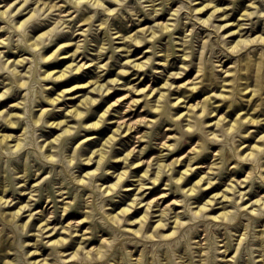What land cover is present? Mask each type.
Returning <instances> with one entry per match:
<instances>
[{
    "label": "rangeland",
    "instance_id": "1",
    "mask_svg": "<svg viewBox=\"0 0 264 264\" xmlns=\"http://www.w3.org/2000/svg\"><path fill=\"white\" fill-rule=\"evenodd\" d=\"M94 1L29 0L27 8L17 11L24 0H0V41L3 40L0 42V51H3L0 55V111L17 113L12 126H8L0 116V133L12 134V140L8 141L11 145L17 141L20 144L15 149L6 142H0V196L13 198V202L0 207V264H35L33 260L42 258H47L50 264H264V208L255 205L253 207L258 209L253 212V207L245 206L246 202L242 203L243 200L238 198L242 203L240 207L235 200L226 202V209L232 210L227 218L213 217L223 210L219 207L223 203L216 204L214 210L206 213H195L198 205L210 195L236 180L246 179L243 181L246 187H240L248 191L244 201L264 199V167L262 170L259 168V164L264 163V150L254 158H241V154L246 153L243 152L244 147L254 143V135L264 133V123L261 126H243L239 130L243 136L226 130L227 122L234 120L238 112L257 111L256 115L264 117V89L260 90L254 102H248L242 93H236L241 82L248 81L251 87L255 86L258 67L264 72V44L231 52L230 48L227 49L226 35L223 37L224 30L219 32L210 25L212 22L219 24L222 20H211L210 24L203 22L207 15L193 10L201 1H211L218 6H228L226 12H230L231 20L240 16V10H253L251 18L245 20L250 30L242 37H254L261 33L264 35V0ZM251 3L256 7L249 6ZM156 8L161 15L155 14ZM166 21L173 23L170 31L156 29L158 35L155 39L135 49L137 46L131 43L130 35L141 33L139 29L144 26L152 28L157 22ZM123 35L128 40H123ZM227 38L229 40L232 36ZM64 43L69 45L57 49ZM127 45L135 49L131 57L138 61L151 56L146 71L140 72V78L135 68H130L129 74L122 72L129 68L125 62L131 52L123 49ZM76 48L79 52L74 55L75 62H87L82 70L68 73L70 77L63 81L44 77L47 71L62 69L70 63L69 55ZM184 51L188 54L187 59H183ZM19 58H24V61L13 64L15 62L12 61ZM185 66L188 70L183 68ZM13 67L19 74L14 73ZM226 68H231L234 74L223 73ZM179 71H184L183 77H169ZM200 73V92L181 86L170 99L179 95L185 97L186 102L172 106L165 101L159 112L151 108L148 99L134 103L133 99L139 95L126 89L132 84L139 88L146 85L160 87L166 80L174 81L175 85L190 83ZM224 75L234 78L235 93L231 101H221L220 107L203 119L194 115L189 129L187 120L176 119L178 114L175 113L184 109L182 105L194 104L207 94L219 92V80ZM240 75L247 77L238 78ZM115 77L120 78V82L128 81V85L114 87L110 95L84 88L68 94L59 103L53 104L47 98L86 78L99 79L98 82L105 84L109 81L107 84L113 85L111 80ZM260 83L263 86L264 81ZM86 94L98 100L90 106L79 107L85 114L82 119L69 116V124L75 126L71 128L72 132L62 133V129L49 125L54 119L67 118L65 108L76 106L79 102L77 97ZM111 102L117 105L113 114L109 113L105 126L85 128ZM43 109L48 110L41 113ZM216 113L226 116V121L213 133L214 127L210 124L212 115ZM204 119L207 122H202ZM116 120L134 123L135 127L132 136L123 133L109 142L106 139L116 127ZM207 130L211 133L208 134ZM250 133L253 135L246 136ZM87 137L92 138L81 142ZM49 141H52L51 150L46 145ZM242 141L244 143L237 147ZM164 143H172V148ZM101 146L108 150L105 162L97 173L84 177L86 182H81L82 175L97 166L85 164L84 158ZM196 146L200 152L194 151ZM133 148L136 156H131L130 160L145 161L137 169L130 168L121 160ZM50 151L54 157L52 160L47 157ZM193 155H196L193 162L197 167V173L193 175L195 179L199 173L203 174L214 166V173H211L217 183L214 188L187 195L182 187L189 185L177 183L171 172H167L155 189L152 188L155 185L147 180L146 186L151 187L142 194H137L138 175L124 179L119 190H105L107 185L116 181L115 175L122 170L129 169L134 174L136 170L143 172L147 164L162 157L163 162L176 157L189 162V156ZM156 165L151 166L150 173ZM128 186L132 189L124 190ZM135 193L144 197L142 204L155 198L159 202L155 208L169 211L172 215L167 220L169 225L174 224V215L179 216L183 223L172 234L165 235L173 228H153L160 217L153 216L149 223L135 231L139 225L130 222L140 216L142 204L126 216L118 215L121 222L110 215L127 206ZM229 194L233 196V193ZM29 200L36 214L23 227L21 223L29 219L27 214L30 211L15 219L11 212ZM48 218L50 227L56 225L58 228L86 220L78 227L75 225L79 230L73 235L69 232L56 236L36 235L39 224ZM85 230L87 233L83 240L79 235ZM58 236L68 238L71 244L61 248L47 242ZM79 245L85 247L84 252L91 251L79 254L78 258H70L71 254L66 253ZM36 248L38 254L29 255Z\"/></svg>",
    "mask_w": 264,
    "mask_h": 264
},
{
    "label": "bare ground",
    "instance_id": "2",
    "mask_svg": "<svg viewBox=\"0 0 264 264\" xmlns=\"http://www.w3.org/2000/svg\"><path fill=\"white\" fill-rule=\"evenodd\" d=\"M29 0H24L23 4H21V6L17 7V11H23L26 7V3ZM97 1V3H99V0H95ZM94 1V2H95ZM18 3V2H17ZM16 3V4H17ZM249 6L251 7H256L254 6L252 3L249 4ZM229 7H223V6H218L217 4H214L211 1H201L199 5L194 6L193 10L199 12V13H204L207 16L203 19V22H208L210 24L211 20H222V22H220L219 24H214L213 22L210 25H214L215 28L217 29V31L220 32L221 29H223V37L226 35L225 41L229 43V47L231 52H236L239 49H241L242 47H251V46H255L260 44H264V35L261 34H257L254 37H251L250 35H246L244 37H242V35L246 34V32L248 30H250V27L246 26V24L248 22H246L245 20H249L251 18V16L254 14L253 10H244V11H239V17L235 16V18H233L232 20L230 19V12H226V9H228ZM154 11L156 12V15H161L160 12H158L157 8L154 9ZM202 19V18H201ZM238 20V21H236ZM202 21V20H201ZM173 23H169V22H157V24L151 28V26H144L142 28L139 29V31L141 33H134V35H130V41L133 45L137 46L135 49L140 48L141 46H143L145 44V42L149 41L151 42L153 39H155L157 37V33H156V29H161L163 32H168L170 31L171 25ZM254 29V28H252ZM263 33H264V29H263ZM222 36V35H221ZM227 36H232L231 39L228 40ZM239 36V37H237ZM119 38V37H118ZM122 38V37H121ZM124 38V39H123ZM123 40L127 39V36L123 35ZM128 40V39H127ZM126 41V40H125ZM1 43L3 42V40L0 41ZM148 42V43H149ZM147 44V43H146ZM69 44H61L58 46L57 49H62L65 46H68ZM126 45V44H125ZM1 46V45H0ZM123 47V46H122ZM124 50H126L127 52H131L130 54H128L127 56V60L125 62V64L128 65L129 68L123 70L122 72H124L125 74H129L130 73V68H135V70L137 71V73H139V78H140V72L141 71H146L145 68L148 65V63H150L151 60V56H148L146 59L143 60H136L134 58L131 57V54L133 52V50H135L134 48L130 47V45H127L126 47H123ZM184 49V48H183ZM182 49V50H183ZM148 51V50H147ZM77 52H79L78 48L75 49V51H73L72 53H70L69 55V59H71V62L68 63L64 68L59 69V70H50L47 71L45 73V78L47 79H51V80H58V81H63L65 78L70 77L68 75V73H73L75 70L77 72H79L80 70H82L86 65L87 62H75L76 56L74 57V55L77 54ZM3 51H0V55H2ZM54 53V52H53ZM52 53V54H53ZM104 52L102 51L101 54H103ZM147 53L144 55L146 56ZM51 56V55H50ZM49 56V57H50ZM66 55H64L63 57H65ZM183 59H187V52L184 51L183 54ZM22 61H24V58H19L18 60H13L12 62H15L13 64H18L21 63ZM12 64V63H11ZM102 65H99L98 67H101ZM185 70H188V68L185 66L183 67ZM243 68V67H242ZM12 69H14V73L19 74V72H17V70L15 69V67H13ZM241 70V69H240ZM232 69L231 68H226L225 70H223V73H226V75H233L234 73H231ZM184 71H179V72H174L173 76H169V77H173V78H180L183 77ZM101 75V74H100ZM172 75V73H171ZM226 75H224L222 77L221 80H219L221 82L220 84V90L219 92H212L210 94H207L206 96H204V98L202 100L197 101L194 104H190V105H182L184 109H180L179 111H177L175 114L177 115L176 119H180L182 120H187V125H188V129L191 126V118L195 116L203 119V117H207L209 116L211 113H213L215 110H217L220 105H221V101H231V96L235 93V83L233 81L234 78H229V77H225ZM201 76V73L198 74L197 76H195L194 79H192L190 81V83L184 82L182 84H174V81H169L166 80L160 87H153V85H146L142 88H139L138 86H136V84H132V85H128V81H121L120 82V78L115 77L111 80V83H113V85H108L107 83H109V81H107V83H100L98 82L99 79H92V78H86L84 79L82 82L77 83V84H73L67 88H63L61 89V91L59 90V92H57L56 95H49L47 98L49 99L50 102H52L53 104L55 103H59L62 100L66 99V96L68 94H74L77 93L79 91H81L84 88H90V92H95L97 91L99 94L101 95H110L112 91V89L114 87H118L119 85H128V87L126 89H128L131 92L136 93L138 96V98L133 99L134 103H138L140 102L143 98L148 99V104H150L151 108L154 109L155 112H159L160 108L163 107L164 102L168 101V103L172 106H180V104L182 102H186V98L184 97H180L179 95L176 96L174 99H170L171 95L178 92V90L181 88V86H186L187 90L195 92L198 91L200 92L202 90V87H200L199 83H201V80H198V78ZM236 77V76H235ZM247 76L244 75H240L238 78H246ZM261 81H264V72L260 69V67H258L257 72H256V83L255 86L251 87L250 82L246 81V82H241L240 83V88L236 93H242L243 96L246 97V99L248 100V102H254L256 97L260 94V90L264 89V84L263 86L261 85ZM21 85H23V82H20ZM189 85V86H188ZM119 86V87H120ZM119 89V88H117ZM166 89V90H163ZM88 92V91H87ZM86 93V92H85ZM2 96V95H1ZM79 102L77 103L76 106H73L72 108H65L67 109V113L66 116H68L65 119H59V120H52V121H48L50 126H54L56 128H60L63 130L62 133H69L72 132V127H75L71 124H69V119L70 117L73 118H80L82 119L84 117V112L80 110L79 107L81 106H90L92 104H95L96 101L98 100L97 98H94V96H89V95H84V96H78L77 97ZM116 102H111L109 103L108 106H106L107 108L100 113L97 116V119L93 122H91L89 125H85V128L87 129H94V128H99V127H103L105 126L107 120L109 119L110 114H113L112 111L115 109L116 106ZM48 109H43L41 111V113L46 112ZM195 112V114H194ZM257 111H252L250 112L249 110L244 111V112H238L237 116L234 120H230L227 122V127L226 130L228 132H236L239 133V130L243 127L246 126L248 124L251 125H256V126H261L264 123V117H260L259 115H256ZM65 113V112H64ZM110 113V114H109ZM17 115V113L15 112H4V110L0 111V116L3 117V119L7 122L8 126H12L13 125V117ZM70 116V117H69ZM225 118L226 116L220 115L218 116V114L216 113L215 115H212V119H211V127L213 128V131L211 130V132L214 133V130H216V128L218 126H220L221 124H225ZM202 122H207L205 119ZM116 127L113 128V132L112 134L106 139L109 142H111L112 140H115L117 138L116 135H122L123 133H127L128 135L126 136H132V130L135 127L134 123H127L125 121H118L116 120ZM209 124V123H208ZM1 125V124H0ZM209 126V125H207ZM211 132H209V130H207V133L210 134ZM62 133H60L59 135H61ZM217 134L215 133L214 136H216ZM241 136H243L242 134H240ZM253 134L250 133L249 135L246 136H252ZM12 134L10 133H0V142H6L8 143V145H10L11 147H15V149H18L20 144L18 143V141L11 145L8 141H11L12 139ZM14 138V137H13ZM92 137H87V139H84L81 142H86L88 140H90ZM131 138V137H130ZM244 141L240 142V144L237 146L239 147L241 144H243ZM51 144L52 141H49L48 144L46 143L47 147L49 150H51ZM104 144V143H103ZM106 144V143H105ZM164 145H166L168 148H172V143H164ZM264 133H262L261 135H254V143L250 142L249 144L246 145V147H244V151L246 152L244 154H241V158L242 159H251L254 158V156L256 154L262 153V151L264 150ZM199 146L194 147V151L195 152H200V149L198 148ZM108 150L105 149L103 146H101L100 148L97 149H93L90 151V153L84 158V160H86L84 163L85 164H97V166L95 167V169L93 170H89L86 171V173L84 175H82L83 177H81L79 180L81 182H86V180L84 179V177H90V175L97 173V170L99 168L100 165H102L107 156H108ZM264 153V152H263ZM136 150L135 148L130 149L125 155L124 157L121 159L123 162H125L130 168H139V166H141L142 164H145L144 160H130L131 156H136ZM166 154H162V156H164ZM47 157L54 158L52 152L50 151V153H48ZM116 157V156H115ZM49 158V159H50ZM120 158V157H117ZM196 158V155L193 156H189L188 160L189 162H183V158L182 157H176L174 158L172 161L170 162H163L161 160L164 159V157L157 159L156 162H152L147 164L148 166H146V168L143 170V172H141V170H136L133 174V171L131 172V170L129 169H125L120 171L119 173H117L115 175L116 177V181L114 183H111L109 185H107L105 187V190H107L108 192H111L113 190H119V188L122 187L121 183L124 179L129 178V176L131 175H135V176H139L136 180L140 181V183L138 184V186L136 187V189H138L137 194H142L143 191H145L146 188H149L151 186H146L147 185V180L149 182H152L155 186H153L152 188L155 189L158 185V183L161 181L162 177L164 175L167 174V172H171L170 174L173 175V180L176 181L179 184H186L189 185L188 187H182V190L190 196H193L195 194H197V192H199L200 190H208L211 188H214L217 183L216 180H214V176H211V173H214V166H210L209 170L203 174L199 173L195 179V177L193 176L195 173H197V167L193 166V162ZM130 160V161H129ZM92 161H94L92 163ZM147 162V161H146ZM153 164H157L155 167V170L151 172L152 168L151 166H153ZM178 166H181L180 168H178ZM154 167V166H153ZM264 167V163H260L259 164V168L260 170H262ZM38 173V172H36ZM111 174V173H110ZM249 176V175H247ZM194 177V178H193ZM243 181H246V179L243 180H236V182H230L229 184H227V186L221 190H218L216 192H214L212 195H210V197L201 205H198V209L195 211V213H206L210 210H214L216 207V204L219 203H223L221 206V208H223V210L219 211L217 214H215L213 217L214 218H227L229 216V214L232 212V210L230 209H226L227 208V201H232L235 200L237 203H239V201L243 200V202H246L245 206H250L253 207L255 205H257V207L259 208H264V199L262 197H259L257 199H255L253 202H249L251 199L249 198L248 200L245 199V196L248 194V191H244L242 190L240 187H243L246 185H243ZM134 184V183H132ZM132 187L128 186L127 188H125L124 190H131ZM239 192V194H237ZM229 193H233V196H230ZM137 194L135 193V197H133L132 201L127 205L122 207L119 211H117L114 214H111L112 216L116 217V220L121 222V218L118 217V215H123L126 216L128 214H130L132 212L133 208H136V210L139 208L138 205L143 203V198L144 197H140L137 196ZM237 196V197H235ZM238 198H240L241 200H238ZM263 199V200H262ZM11 202H13V198H6L3 195L0 196V207H4L6 204H10ZM15 203V202H14ZM66 203V202H65ZM242 203H239V207L242 205ZM15 205V204H12ZM159 202H157V200L155 198L151 199L150 201H147L146 203L142 204V209L140 211V216H138L135 219L131 220V224H138L139 228L136 229L135 231L140 230L146 223H149V221H151L153 216H160L158 219H156V223L153 224V228H160V229H170L173 228V230L165 235H169L172 234L175 231V228L177 226H179L180 224H182L183 222L181 221V219H179V216L174 215L176 218L174 220H172V222L174 223L173 225H169V220L170 217L172 216L169 211L161 209V207L159 208H155V206H158ZM259 205V206H258ZM7 206V205H6ZM218 208V207H217ZM66 209V206H65ZM256 209L253 207L252 211H256ZM135 210V211H136ZM30 211L29 214H27V216H29V219L26 220L25 222L21 223V225L23 227H25L28 223L29 220H33L32 218H34L36 212L33 211V209L31 208V203L30 200L23 204L20 205L18 208H16V210H14L13 212H11V214L13 215V219L15 218H19L20 216L23 215L24 212ZM157 211H161L158 214H155ZM257 212V211H256ZM205 215V214H204ZM44 219V218H43ZM42 219V220H43ZM129 219V218H128ZM86 220V218L82 219L81 221H78L77 223H73L71 225L68 226H61L60 228H58L56 225L50 227V219H46L44 222L40 223L38 226V233H36V235L38 236H56L59 233L62 232H69L71 235H73L74 232H77L79 229L77 228L78 225L82 222H84ZM75 225H77V227L75 228ZM63 229L62 231H60V229ZM69 228V229H68ZM69 231H66V230ZM46 233H49V235H45ZM87 233V231H83L79 237L83 240H85L86 237H84V235ZM51 240V241H50ZM47 242H50L51 244L57 246V247H61V248H65L66 245H69V243L71 244V242H69L68 238H65L64 236H58L55 239H49ZM35 245V243L33 244ZM84 246L83 245H79L77 248H75V250L66 253L67 255L71 254L70 258H78L79 254L81 253H88L91 251V249L89 250H85L84 252ZM29 250L26 251V253H28ZM60 252L62 251L59 250ZM226 251V250H225ZM99 251H97L96 253L98 254ZM32 254H38V248H36V250H33L31 252H29V255ZM64 253H62L63 255ZM35 264H50L47 262V258H42V259H35L32 261Z\"/></svg>",
    "mask_w": 264,
    "mask_h": 264
}]
</instances>
